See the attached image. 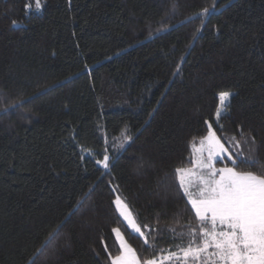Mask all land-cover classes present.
I'll return each instance as SVG.
<instances>
[{
	"label": "trees",
	"instance_id": "obj_1",
	"mask_svg": "<svg viewBox=\"0 0 264 264\" xmlns=\"http://www.w3.org/2000/svg\"><path fill=\"white\" fill-rule=\"evenodd\" d=\"M209 124L259 161L218 167L264 172V0H0V264H111L115 228L141 260L201 245L176 170Z\"/></svg>",
	"mask_w": 264,
	"mask_h": 264
},
{
	"label": "snow or ice",
	"instance_id": "obj_2",
	"mask_svg": "<svg viewBox=\"0 0 264 264\" xmlns=\"http://www.w3.org/2000/svg\"><path fill=\"white\" fill-rule=\"evenodd\" d=\"M37 9L41 8V0H35ZM210 9L204 8L202 14L209 13ZM232 95L229 91L219 93V101L224 104ZM26 102V101H25ZM23 103V102H22ZM18 105L13 104L11 109ZM11 109H4L6 113ZM221 113L218 111L216 116ZM208 135L201 141V155L197 157V165L200 169H206V175H199L192 169H177L179 184L191 202L195 210V216L200 221V234L203 242L193 248L197 233L190 232L192 238L189 246L183 250L185 259L191 257L200 264H264V172L258 174L254 171H238L236 167L216 168V157L226 154L230 163L249 164L253 167L259 165V161L243 157L240 152H229L221 143L216 133L208 125ZM130 139V138H129ZM236 146L239 142H234ZM207 151L206 161L202 156ZM108 155H104L103 165L108 167ZM264 167V166H262ZM195 180L197 191H190ZM115 208L126 226L134 233L144 237L147 244L148 238L136 223V220L127 205L119 196L116 197ZM205 224L208 227H205ZM220 229L219 231L217 229ZM119 240L121 252L111 260V264H162V261L151 258L144 259L137 255L119 228L113 229ZM51 238H54L51 237ZM50 238V239H51ZM46 241L45 243H48ZM209 248L214 251L209 252ZM175 256L171 253L169 258Z\"/></svg>",
	"mask_w": 264,
	"mask_h": 264
},
{
	"label": "rangeland",
	"instance_id": "obj_3",
	"mask_svg": "<svg viewBox=\"0 0 264 264\" xmlns=\"http://www.w3.org/2000/svg\"><path fill=\"white\" fill-rule=\"evenodd\" d=\"M229 92H231L232 93V95L230 96V98L228 99V101H226L224 104H221V102H220V104H219V107H218V110H217V112L219 111L220 113H221V115L222 114H224V113H227L229 110H230V108H231V106H232V103H233V101H234V98H235V92H233V91H229ZM216 112V113H217ZM220 117V116H219ZM216 118H218L217 116H216ZM211 130H213L214 132H215V130L211 127ZM216 133V132H215ZM216 136L218 137V135L216 134ZM220 139V138H219ZM202 141V140H201ZM201 141L198 143V145L195 147V165L193 166V167H191V168H188V169H192L195 173H197V174H199V175H206V169H200L199 167H198V165H197V157L199 156V155H201V153L199 152V150L201 149ZM221 141V140H220ZM221 143H223L222 141H221ZM225 147H227L226 145H225ZM228 148V147H227ZM228 150H229V152H231V153H233L234 155H233V158H235V154L237 153V152H240L241 154H242V156L243 157H246V158H249V159H254V146L252 145V143H250L249 141H246V142H240L239 143V145L238 146H234L233 147V149L232 150H230L229 148H228ZM202 156H203V158L205 159V161H206V158H207V151L205 150L203 153H202ZM226 157V154H224V155H221V156H218V157H216L215 158V160H214V165H215V167L216 168H223V167H229V166H221V167H218V164L216 163V162H218V160H224V158ZM228 159V158H227ZM190 191H192V192H196L197 191V188H196V183H195V180H194V183H193V185L190 187ZM117 196H119V195H117ZM116 196V197H117ZM116 197H115V199H116ZM123 201H124V199L121 197V196H119ZM188 197V196H187ZM115 199H114V201H115ZM190 201V200H189ZM125 202V201H124ZM126 203V202H125ZM191 203V202H190ZM132 212V211H131ZM133 214V213H132ZM134 216V215H133ZM122 218V217H121ZM134 218H135V216H134ZM123 219V218H122ZM136 220V219H135ZM125 222V221H124ZM126 223V222H125ZM136 223L138 224V222L136 221ZM139 225V224H138ZM140 226V225H139ZM129 227V229H130V226H128ZM116 229V228H115ZM120 229V228H119ZM131 230V229H130ZM218 231L220 230L219 228L217 229ZM132 231V230H131ZM120 232L123 234V236H124V238L126 239V237H125V235H124V233H123V231L120 229ZM133 232V231H132ZM134 233V232H133ZM115 234V233H114ZM135 234H138L139 235V233H135ZM115 238H116V236H115ZM127 240V239H126ZM116 241H117V243H118V245H119V240L116 238ZM127 242H128V240H127ZM128 244L133 248V246L128 242ZM120 248V247H119ZM209 252H212V251H214V249H212V248H209V250H208ZM120 252H121V249H120ZM120 254V253H119ZM118 254V255H119ZM117 256V255H116ZM169 256L170 255H166L165 257H162L161 259H158V260H160V261H162V263H165V262H172V264H175L176 262H177V264H200V262L199 261H196V260H194V259H192L191 257H189V258H187V259H185L184 257H183V251L182 252H179V253H175V256L174 257H172V258H169ZM115 257V256H114ZM194 260V261H193Z\"/></svg>",
	"mask_w": 264,
	"mask_h": 264
}]
</instances>
